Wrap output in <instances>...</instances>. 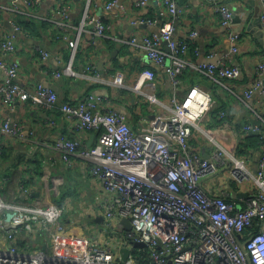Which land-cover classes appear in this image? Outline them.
<instances>
[{"label": "built area", "instance_id": "built-area-1", "mask_svg": "<svg viewBox=\"0 0 264 264\" xmlns=\"http://www.w3.org/2000/svg\"><path fill=\"white\" fill-rule=\"evenodd\" d=\"M41 1L20 0L10 11L35 18ZM51 1L54 4L50 21L59 31L57 40L68 42L71 48L64 72L74 75L73 65L81 42L85 40L96 46L107 35L109 27L102 15L91 12L95 0H86L79 23L70 20L66 0ZM158 1L172 18L158 32L132 36L127 43L141 47L147 58L164 68L170 77L174 87L171 113L143 117L140 130L134 131L125 114L91 92L77 103H65L62 111L75 120L77 131L98 133L97 142L92 147H83L78 141L61 136L56 143L57 151L69 166L76 156L92 161V175L99 191L97 199L104 214L103 231L113 227L116 220L118 227L114 229L125 232V239L112 237L105 241L93 237L79 241L69 236L63 224L64 205L49 198L35 201L21 198L13 192L14 186L8 184L9 195L0 190V264H264V146L255 172L235 152H227L223 146L208 158L198 154L192 147L191 136L194 128L201 129V122L214 107L213 95L195 85L179 98L182 75L190 66L215 80H235L242 75L240 66L230 65L232 54L239 52V36L231 35L234 45L218 62L192 63L187 58L190 45L175 36V17L182 12L183 0ZM258 1L264 24V0ZM148 3V0L134 1L136 7ZM0 8L3 7L0 5ZM113 8L127 10L118 0H109L104 5L106 10ZM219 11L223 15L222 24L229 26L233 12L226 6ZM133 24L152 26L158 21L141 14ZM12 25L13 30L2 36L4 55L13 54L18 48L21 28L16 22ZM191 35L197 37L198 32ZM44 55L48 56L46 52ZM214 56L210 53L208 60ZM0 70L4 79L0 91L7 101L32 99L35 103H57L56 92L42 84L33 95L23 90L16 82L17 63L1 58ZM56 76L60 77L61 73L56 72ZM85 76L95 84L125 87L123 71L104 78L90 63L86 65ZM156 80V70L146 68L140 72L135 89L143 92ZM256 92L264 100V61L256 66V76L246 90L248 96ZM149 98L156 101L150 93ZM241 131L246 136L259 134L264 138V117L258 123H245ZM0 133L23 138L21 126L10 119L0 122ZM222 168H228L231 177L240 186L244 185L245 194L237 200L229 199L225 193L211 194L202 186L204 178ZM59 184L55 183L54 189ZM23 192L28 193L29 189L24 188ZM123 218L131 221V230L120 224ZM43 235L48 236L47 247L33 240V236ZM240 242L245 243L246 251ZM135 243H146V246L135 248ZM125 247L131 252L123 261L120 250ZM143 252H149L147 263L138 261L144 258Z\"/></svg>", "mask_w": 264, "mask_h": 264}, {"label": "crops", "instance_id": "crops-1", "mask_svg": "<svg viewBox=\"0 0 264 264\" xmlns=\"http://www.w3.org/2000/svg\"><path fill=\"white\" fill-rule=\"evenodd\" d=\"M19 1L0 0L3 7L0 8V59L19 65L16 82L27 93L35 94L38 85L42 84L56 92L58 99L56 104L47 101L35 103L32 99L9 102L0 91V122L10 119L18 123L23 136L20 138L0 133V154L3 153L0 160V190L9 195L8 184H12L13 192L21 198L34 201L49 198L61 203L65 207L63 224L69 236L84 241L93 238L89 233L101 231L103 235L97 237L108 241L119 235L114 233L112 227L103 231L104 214L97 199L99 191L92 175V161L76 156L73 157V165L69 166L56 149L61 136L76 140L83 147H92L97 142L98 133L77 131L75 120L63 113L62 106L67 102L77 103L93 92L107 100L113 109L116 107L125 114L134 131L140 130L143 117L171 113L174 87L170 77L164 68L153 66L154 63L147 58L141 47L132 46L127 41L135 35L158 32L160 26L172 17L158 0H148V5L144 7H136V0H118L127 10H106L104 5L109 0H95L91 12L102 15L109 29L96 46L85 40L81 42L73 65L75 74L70 75L64 72V68L69 63L71 48L68 42L57 40L59 31L50 21L54 4L51 0L39 3L35 17V20L48 23L49 28L35 38L19 33L15 53L4 55L2 36L13 30L12 22H15L18 15L11 12L10 8ZM66 4L70 20L79 23L86 0H66ZM181 6L182 12L175 17V36L193 42L197 48V53L190 49L188 60L192 63L218 62L234 45L231 35H238L239 52L232 54L230 65H238L242 69V75L235 80H215L192 66L182 75L180 99L191 87L199 85L212 93L214 107L223 106L225 116L229 118L225 126H213L209 125L208 116L205 117L200 124L201 129H193L192 147L198 154L208 158L213 156L218 147L223 146L225 151L235 152L255 172L264 141L258 139L256 135L259 134L246 140L241 129L245 123H258L264 117L261 94H246L256 76V66L264 61V30L250 26L254 16L257 13L261 15V4L258 0H183ZM222 6L233 12L229 26L222 24L223 15L219 11ZM141 14L156 19L158 24H133ZM255 28L259 31L255 32ZM195 31L198 32L197 37L191 35ZM254 33H262V37H256ZM162 47L167 51L165 43ZM210 53L215 56L208 60ZM90 63L97 67L104 78L123 71L125 87L95 84L85 76L86 65ZM148 67L156 70L157 80L139 92L135 85L140 72ZM56 72H60L61 76H56ZM2 75L0 70V89L4 83ZM149 93L155 96V102L150 100ZM240 147L244 148L241 154L238 153ZM227 165L230 164L224 166ZM55 183H60L57 189H54ZM202 186L214 195L225 193L229 199L237 200L244 195V185L240 186L231 177L228 168H222L217 174L204 178ZM24 188H28L29 192H23ZM33 240L37 245L43 243L42 247L49 245L46 235L33 236Z\"/></svg>", "mask_w": 264, "mask_h": 264}, {"label": "trees", "instance_id": "trees-1", "mask_svg": "<svg viewBox=\"0 0 264 264\" xmlns=\"http://www.w3.org/2000/svg\"><path fill=\"white\" fill-rule=\"evenodd\" d=\"M14 21L21 28V33L20 34L25 33L30 38L38 37L41 32H43L47 28H49L48 27V25H49L48 23H45L44 21L35 20V18H28V17H26L24 15H18L14 19ZM186 42L190 45V49L191 48L194 49L195 53H197V48H196L195 44L193 42H190V41H186ZM148 68H152V67H148ZM221 111L224 112V107L223 106H220V107L216 106V107L212 108V110L210 111V113L208 115L209 125H213V126H225L226 125L227 121H229V118L227 116H225V115L222 116V112ZM209 125H207V126H209ZM254 136H255V134H249V135L246 136V140L251 138V137H254ZM256 136L258 137L259 140L262 138V140L264 141L263 135H256ZM243 152H244V148L243 147L238 148V153L241 154ZM2 155H3V153L0 154V160L2 159ZM62 198H63V196H62ZM249 234L250 233L247 232L246 236H249ZM141 254L144 255L143 256L144 258L143 259H139L138 258V261L141 262V263L149 262V258H148L149 257V252H143Z\"/></svg>", "mask_w": 264, "mask_h": 264}, {"label": "water", "instance_id": "water-1", "mask_svg": "<svg viewBox=\"0 0 264 264\" xmlns=\"http://www.w3.org/2000/svg\"><path fill=\"white\" fill-rule=\"evenodd\" d=\"M255 18L250 22V26H257V27H260L261 29L264 30V24L262 23L261 21V16H260V13H257L255 16ZM250 28V27H249ZM255 32L256 31H259V29L255 28L254 29ZM256 35V37H259L261 38L262 37V33H254ZM154 63V62H153ZM154 67H159L157 64H153ZM245 194V193H244ZM241 196V195H240ZM243 196V195H242ZM241 196V197H242ZM101 220V218H100ZM120 224L124 225V228L127 229V230H131L133 228L132 226V223L131 221L128 219V218H123L121 221H120ZM114 233H117L119 236L121 235V232L117 231L114 229V226L111 228ZM146 246V243H135L134 244V247L137 248V247H145ZM240 246L241 248L246 251V248H245V243L243 242H240ZM130 252H131V249L129 247H125V248H122L120 250V258L123 260V261H126L129 256H130Z\"/></svg>", "mask_w": 264, "mask_h": 264}, {"label": "rangeland", "instance_id": "rangeland-1", "mask_svg": "<svg viewBox=\"0 0 264 264\" xmlns=\"http://www.w3.org/2000/svg\"><path fill=\"white\" fill-rule=\"evenodd\" d=\"M30 201H34V200H30ZM113 223H114V226L117 228V227H118V221L115 220ZM119 231H121V230L119 229ZM101 234L103 235V233H102L101 231H97V232H91V233H89V235L92 236V237H97V236L100 237ZM102 235H101V236H102ZM116 237H117L119 240H124V239H125V232H122L120 236H116ZM24 248H27L28 250H31V251H35V250H37L36 248H33V247L28 248V247L24 246ZM47 252H48V253H51V250L48 249Z\"/></svg>", "mask_w": 264, "mask_h": 264}, {"label": "clouds", "instance_id": "clouds-1", "mask_svg": "<svg viewBox=\"0 0 264 264\" xmlns=\"http://www.w3.org/2000/svg\"><path fill=\"white\" fill-rule=\"evenodd\" d=\"M122 233V232H121Z\"/></svg>", "mask_w": 264, "mask_h": 264}]
</instances>
